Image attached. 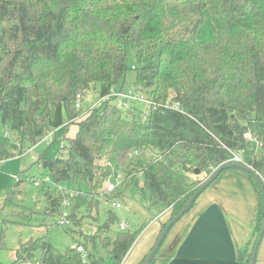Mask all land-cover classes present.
Returning a JSON list of instances; mask_svg holds the SVG:
<instances>
[{"label":"trees","instance_id":"obj_1","mask_svg":"<svg viewBox=\"0 0 264 264\" xmlns=\"http://www.w3.org/2000/svg\"><path fill=\"white\" fill-rule=\"evenodd\" d=\"M206 16L215 42L197 39ZM130 47L137 50L133 68ZM131 70L136 90L152 101L146 119L135 115V104L134 110L113 100L93 111L83 107L92 87H100V98L133 89L126 88ZM72 125L78 132L68 139ZM0 126L17 137L16 143L0 137V163L28 153V145L50 132L56 140L67 130V157L43 154L37 162L54 183L40 187L46 214L68 213L71 225L62 227L71 228L83 207L99 214L101 199H110L109 206L120 200L119 187L101 189L121 172V188L148 194L159 214L170 211L163 230L219 167L232 164L234 151L264 180V0H0ZM247 134L259 143V154ZM246 173L259 202L239 264H250L264 220L260 187ZM26 178V171L18 173L16 185ZM44 178L33 176V184ZM105 218L106 232L120 228L111 206ZM146 225L102 241L112 248L114 264H122ZM77 246L56 254L47 238L31 240L17 250L16 264L38 251L41 264H83Z\"/></svg>","mask_w":264,"mask_h":264},{"label":"rangeland","instance_id":"obj_2","mask_svg":"<svg viewBox=\"0 0 264 264\" xmlns=\"http://www.w3.org/2000/svg\"><path fill=\"white\" fill-rule=\"evenodd\" d=\"M173 15L177 19H181L182 17L180 14ZM197 39L204 42L216 41V37L211 32L209 26L208 16H206L205 22L197 34ZM136 53V48H129L128 58L130 68L138 66ZM135 80L136 71L131 70L127 75L128 84L126 88L137 89L133 84ZM142 93L146 96L149 95L147 92ZM99 94L100 87H92L84 96L83 107H85L86 110L87 108L92 109V111L98 107L100 99ZM132 108L134 110V105H132ZM135 109V115L143 119L145 118L144 115L149 113V105L143 102H136ZM83 116L84 114L81 115V117ZM66 131V129L58 131L56 138L58 141L53 137L55 142L54 140L49 141V139H47L49 144H47L46 141H42L36 146L28 145L26 150L28 151L31 149L28 153L0 163V264H16L17 250H20L22 245L27 244L31 240H37L39 238H47L52 250L56 254H63L68 248H73L78 243L85 244L83 264H91L92 260L98 261L99 264H114L111 254L112 248H107L102 243L107 236L111 239H115L117 233L120 231L118 224L111 228L110 233L102 228L106 219L105 212L110 209L108 205L110 199L108 200V198H106L105 200H100L99 214L93 208V210L90 211L85 207L81 208V210L76 213L78 223L76 221L72 224L71 228L67 229L58 224L57 216L46 214L45 210L47 204L43 195V190L33 184V176H37V178H47V173L43 166L37 163L41 155L45 154L48 159L60 156L61 154H63L65 158L67 157L68 154L64 149L68 146V141H63L62 139L63 133ZM77 132V126L72 125L67 131L66 137L68 139L75 138ZM6 134L7 129L0 126V137H4ZM7 135L10 137L11 143H16L17 137L14 133L9 132ZM250 149L255 151L256 154L260 153L259 144L256 140H250ZM150 154L154 157L156 152L151 151ZM24 171L27 173V178L23 183L16 185L13 177ZM124 175L125 174L120 172L118 175L120 179L116 177V181L111 182L115 183L116 187L123 190V197L117 200L122 203L123 207L120 210H116L120 221L127 223L132 232L147 224L126 256V258L128 257L126 260L128 263L131 257H135L132 253L135 247L139 245L141 239H153V230H157L160 226L159 220L161 216H159V212L150 205L148 194L146 196L138 194L133 186L121 188L122 186H120V184L124 179ZM142 184L143 182H141V185ZM106 185L107 183L104 186ZM7 186H9L11 191L5 189ZM101 191L104 192L105 190L102 188ZM157 216L159 217L158 221H154ZM150 221L152 223H149ZM1 238L4 242V248L1 247ZM162 251L160 250V253ZM29 256L30 254H24V260L21 261V264H41L40 251L36 252L35 255L31 257Z\"/></svg>","mask_w":264,"mask_h":264},{"label":"crops","instance_id":"obj_3","mask_svg":"<svg viewBox=\"0 0 264 264\" xmlns=\"http://www.w3.org/2000/svg\"><path fill=\"white\" fill-rule=\"evenodd\" d=\"M258 202L255 184L245 171L224 170L173 226L161 246L163 251L152 264H239L253 237ZM159 216L160 226L153 230V239H141L132 253L135 257L128 263V257L125 258L122 264H142L147 258L162 232V225L170 218V211H163ZM158 219L157 216L154 221ZM256 264H264V237Z\"/></svg>","mask_w":264,"mask_h":264},{"label":"built area","instance_id":"obj_4","mask_svg":"<svg viewBox=\"0 0 264 264\" xmlns=\"http://www.w3.org/2000/svg\"><path fill=\"white\" fill-rule=\"evenodd\" d=\"M113 98V99H112ZM107 100H113L114 103L122 108V109H128V110H131L132 109V105H134L136 102H143L144 104H148L149 106L152 104V101L149 99L148 96H146L145 94H143L141 91L139 90H136V89H130L128 91H124V92H120V91H112L111 94L103 97V98H100L99 99V102H98V105L100 106L102 104V102L104 101H107ZM81 105L80 103L77 104V108H80ZM95 107V106H94ZM92 107V108H94ZM91 110V109H90ZM145 116V119L147 118L146 115ZM53 134L55 136L56 132H50L48 134V136L43 140V141H48L47 139H49V141L53 140ZM247 139H250L252 140V136L250 134H247L245 136ZM52 138V139H51ZM47 144H49V142H47ZM259 144V143H258ZM31 151V150H29ZM134 155H139V152H135ZM35 158V157H33ZM130 158H132V155H130ZM229 163H237V164H241V165H247V163L245 162L244 160V156H243V152L241 151H234L232 152V158L230 159ZM260 175V174H259ZM16 178V177H15ZM118 179H120V177H118ZM112 181H109V183L105 186V191L108 193V192H113L115 191V188H116V185L115 183H111ZM43 184H54L52 182V180L50 178H44V179H41V180H37L34 182V186L36 187H41ZM58 190L64 194L66 193V189L63 188L62 186L60 185H56ZM65 205H68L67 201H65L63 203V206ZM110 206L115 209V210H120L122 209V203H120L119 201L117 200H112L110 202ZM58 224L60 226H68V225H71V222L69 221V218H68V214L63 212L61 213L59 216H58ZM120 229L121 230H129L130 227L127 223L125 222H121L120 223ZM77 251L81 252L84 254L85 250L82 246L78 245L76 247Z\"/></svg>","mask_w":264,"mask_h":264},{"label":"water","instance_id":"obj_5","mask_svg":"<svg viewBox=\"0 0 264 264\" xmlns=\"http://www.w3.org/2000/svg\"><path fill=\"white\" fill-rule=\"evenodd\" d=\"M226 169H240V170H243L245 172L250 173L255 178L257 184L260 187V190H261V193H262V198H263V204H264V180L262 179V177L257 172H255L249 166L241 165V164H237V163L223 165V166L219 167L215 171V173L210 177V179L208 181H206L194 193V195L191 197L189 202L185 205L183 210L177 216H175L173 219H171L169 221V223L165 226V228L161 232V234H160L157 242L155 243L152 251L150 252V254L148 255V257L146 258V260L144 261L143 264H151L153 262V260L156 258L161 246L163 245L168 233L173 228V226L180 219H182L185 216V214H187L191 210V208L193 207V205L197 201V199L216 181L218 176ZM195 173L198 174L199 171L196 170ZM263 237H264V220H263L262 230H261V232H260V234L258 236V239L256 241L255 247L253 249V253H252V258H251L250 264H256L258 250H259V247H260L261 242L263 240Z\"/></svg>","mask_w":264,"mask_h":264}]
</instances>
